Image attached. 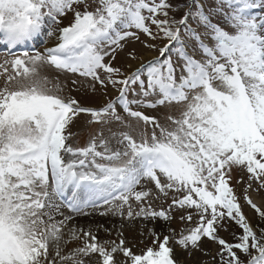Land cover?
Instances as JSON below:
<instances>
[{
  "label": "snow or ice",
  "instance_id": "1",
  "mask_svg": "<svg viewBox=\"0 0 264 264\" xmlns=\"http://www.w3.org/2000/svg\"><path fill=\"white\" fill-rule=\"evenodd\" d=\"M0 56V264H264V0H0ZM104 206L150 244L75 223Z\"/></svg>",
  "mask_w": 264,
  "mask_h": 264
},
{
  "label": "rangeland",
  "instance_id": "2",
  "mask_svg": "<svg viewBox=\"0 0 264 264\" xmlns=\"http://www.w3.org/2000/svg\"><path fill=\"white\" fill-rule=\"evenodd\" d=\"M65 23H67V21H65ZM141 39L143 40L145 38L142 36ZM156 43L159 44L161 42L160 41H156ZM38 47H39L40 50L43 49V45H38ZM132 48H136L138 53L140 55H142L145 59L150 58L151 56L155 55L154 52H150L149 50L144 49L142 47V45L139 44V43H134V44L133 43H129V45L125 49V53L127 51L131 50ZM125 53H118L117 60L114 61V64L116 66H121V67L126 68L127 64L131 63L133 65V67H135L138 64V61H127L125 59ZM3 58L4 57L0 56V60H2ZM47 71L49 73H52V72H54V69H48ZM66 78L69 81V87H71L70 80L73 77L71 76V74H67ZM62 79H65V77L62 76ZM3 85H4V77L0 76V87H3ZM69 94L73 95L77 99L81 100L82 103H84L86 105H93V106H100L104 102H106V100H108V99L115 100L116 96L118 95V93L115 92L113 89H111V87H109V89H108V96L107 97L101 95V90L100 89H97V92L95 94H93L91 92L84 93V92H77V91H73V92H71ZM143 111H145L148 114L156 115L158 113L162 114L165 110L164 109H158V110L143 109ZM167 111H169L174 116H178L179 115V106H174L173 108H171V109H169ZM76 127H78V125ZM76 127L73 128V131H76ZM77 142L81 146H83L86 143V137L81 136L78 141H74V143H77ZM239 175H240V173H235L234 177H238ZM232 183L235 185V179L232 181ZM235 189H236L237 195L241 197V203L243 204L244 203L243 202V185H235ZM250 194H251L253 200L258 205L264 206V192H260V193L251 192ZM243 210L245 212V215L247 217H249V219L251 220L253 225H255L258 222V216L255 213V211L253 209H251L249 206H247L246 204L244 205V209ZM111 216H113L111 213H109L107 216H102V215L98 214V217L101 218V220H104L106 217H111ZM133 220L134 219L128 220L126 216L124 218H121L120 216L115 215L114 216V222H113L115 224H110L109 223L110 227H108L109 229H111V235L109 236L107 233H104L103 235L105 236V239L118 240V234L122 230L123 233H124L125 238L128 240V246L132 247L133 251L139 252L141 249L145 248L146 245L150 244V239L147 237L146 234H144L143 237H139L138 234H137V232L139 230L138 227L137 228L132 227L128 231L126 230L127 228L125 226V223L131 222ZM122 223L124 225L123 229H121V224ZM173 227L180 228V227H183V225H181L177 221V222L173 223ZM114 229H116V232H113ZM240 231L241 230L233 224V225L230 226L228 232H222L221 235L224 236V238L227 239V240H232L233 236H232L231 233H233V232L240 233ZM141 241H143V243H141ZM205 247H207V248H209V249H211L213 251L215 250V245L210 244L207 241L205 242ZM196 259L200 260V259H207V258L206 257H201L200 254H197L196 255ZM185 261H186L187 264H193V261L186 259V257H185ZM186 263H184V264H186Z\"/></svg>",
  "mask_w": 264,
  "mask_h": 264
},
{
  "label": "bare ground",
  "instance_id": "3",
  "mask_svg": "<svg viewBox=\"0 0 264 264\" xmlns=\"http://www.w3.org/2000/svg\"><path fill=\"white\" fill-rule=\"evenodd\" d=\"M50 44L52 43L51 41L49 42ZM107 207V206H104V207H101L99 208L98 210H93L91 208L89 209H86V211H89V212H93V215L91 216H77L76 217V220H75V223L79 226H82V227H85L87 228L88 226H94L97 225V224H101L103 225L105 228H108L110 227V224H115L113 223L114 222V215L111 216V217H106L104 220H101V218L98 217V214L99 212L103 211L104 208ZM65 211V214H69L68 213V210L67 208L64 209ZM107 223V224H106ZM110 223V224H109ZM144 221L139 219V218H136L134 219L133 221L131 222H127L125 223V226H126V230H130L132 227H135L137 228L138 227V236L139 237H143V235H141V232L144 231L145 234H146V230L143 228V225H144ZM161 222H157V227H158V230H159V225H160ZM149 227H151L152 225L149 223L148 225ZM109 229V228H108ZM95 230V229H94ZM111 230V229H110ZM113 232H116V229H114ZM105 232L103 230L99 231L98 235L101 239H105V236L103 235ZM147 235V234H146ZM79 244V241H73L72 243L68 244L65 248V252L67 251H70L72 248L78 246ZM199 254V253H197ZM196 254V255H197ZM121 258V257H118V259ZM180 258L184 260V263H186L185 261V256L183 254L180 255ZM187 264V263H186Z\"/></svg>",
  "mask_w": 264,
  "mask_h": 264
}]
</instances>
